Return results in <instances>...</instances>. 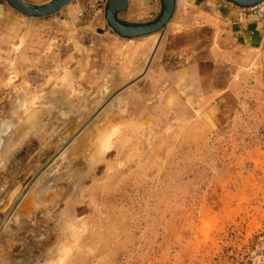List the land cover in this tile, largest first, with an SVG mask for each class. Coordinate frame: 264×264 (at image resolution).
Wrapping results in <instances>:
<instances>
[{"label":"rangeland","instance_id":"374dc122","mask_svg":"<svg viewBox=\"0 0 264 264\" xmlns=\"http://www.w3.org/2000/svg\"><path fill=\"white\" fill-rule=\"evenodd\" d=\"M105 3L0 0V264H264V1Z\"/></svg>","mask_w":264,"mask_h":264},{"label":"water","instance_id":"95a60500","mask_svg":"<svg viewBox=\"0 0 264 264\" xmlns=\"http://www.w3.org/2000/svg\"><path fill=\"white\" fill-rule=\"evenodd\" d=\"M7 3L13 7L20 14L28 17H41L58 11L64 7L71 0H50L42 5H33L26 3L22 0H6ZM161 1V12L158 17L152 21L145 23H128L121 21L117 14L120 11L125 10L127 7V0H106L104 17L108 26L120 37L131 39L144 35L155 33L165 27L169 22L170 18L174 14L176 0H160ZM236 3L239 6H252L264 0H229ZM76 124L69 128V131L74 129ZM48 153H45V157ZM9 200H7L2 207H0V220L3 218L8 208Z\"/></svg>","mask_w":264,"mask_h":264},{"label":"bare ground","instance_id":"6f19581e","mask_svg":"<svg viewBox=\"0 0 264 264\" xmlns=\"http://www.w3.org/2000/svg\"><path fill=\"white\" fill-rule=\"evenodd\" d=\"M37 114L36 113H29L27 116V119H28V121H27V123H26V126H25V129H22L21 130V132H20V134H19V136H18V138H17V141L19 142V141H21L22 139H23V137H24V135L28 132V130L29 129H31L32 127H34V125L37 123V121H34V120H36V118H37V116H36ZM10 126L11 125H9L8 126V124H1L0 123V127H2V129H0V132H3V131H5V130H7L8 128L10 129ZM20 129V128H19ZM18 129V130H19ZM33 129V128H32ZM30 132V131H29ZM5 136V135H4ZM8 140V139H7ZM14 142V141H13ZM17 142V143H18ZM16 142H14V144H17ZM13 145L14 146V144H12V142H7V147L9 146V145ZM10 145V146H11ZM5 150V149H4ZM1 151V150H0ZM45 180V179H44ZM47 180V179H46ZM48 180H49V178H48ZM47 185V184H46ZM44 186V185H43ZM56 251V250H55ZM54 252V251H53Z\"/></svg>","mask_w":264,"mask_h":264}]
</instances>
